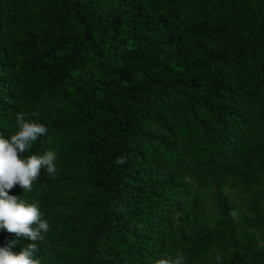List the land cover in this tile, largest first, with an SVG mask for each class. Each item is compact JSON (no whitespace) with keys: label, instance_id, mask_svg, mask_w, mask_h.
Segmentation results:
<instances>
[{"label":"trees","instance_id":"1","mask_svg":"<svg viewBox=\"0 0 264 264\" xmlns=\"http://www.w3.org/2000/svg\"><path fill=\"white\" fill-rule=\"evenodd\" d=\"M18 113L48 130L21 158L56 153L9 191L40 264H264V0H0L4 138Z\"/></svg>","mask_w":264,"mask_h":264},{"label":"clouds","instance_id":"2","mask_svg":"<svg viewBox=\"0 0 264 264\" xmlns=\"http://www.w3.org/2000/svg\"><path fill=\"white\" fill-rule=\"evenodd\" d=\"M19 131L10 138L0 135V229L15 233L18 238H28L27 244L19 254H14L11 248L15 241L0 247V264H40L36 258L38 251L36 242L43 239V233L49 229L46 220L41 219V213L36 204L26 205L17 196L9 195V191L19 185L24 191L32 189L33 181L39 179L43 167L49 175L57 172L54 161L56 153L48 151L43 156L19 155L28 151L33 142L47 134L46 126L25 119L24 113L16 115ZM116 163H125L124 158H118ZM35 226V227H34ZM157 264H181L180 259H161Z\"/></svg>","mask_w":264,"mask_h":264}]
</instances>
